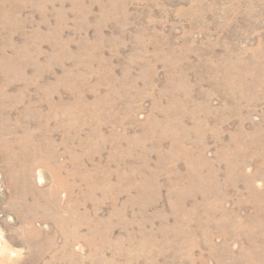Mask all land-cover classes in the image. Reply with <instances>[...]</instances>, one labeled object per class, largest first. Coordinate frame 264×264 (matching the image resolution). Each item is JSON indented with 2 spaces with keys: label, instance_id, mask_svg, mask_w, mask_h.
I'll return each instance as SVG.
<instances>
[{
  "label": "rangeland",
  "instance_id": "rangeland-1",
  "mask_svg": "<svg viewBox=\"0 0 264 264\" xmlns=\"http://www.w3.org/2000/svg\"><path fill=\"white\" fill-rule=\"evenodd\" d=\"M0 264H264V0H0Z\"/></svg>",
  "mask_w": 264,
  "mask_h": 264
}]
</instances>
